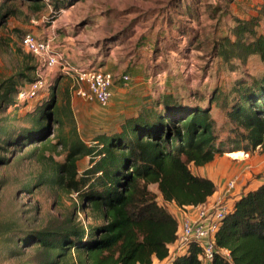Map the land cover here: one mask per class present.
<instances>
[{
	"label": "trees",
	"instance_id": "1",
	"mask_svg": "<svg viewBox=\"0 0 264 264\" xmlns=\"http://www.w3.org/2000/svg\"><path fill=\"white\" fill-rule=\"evenodd\" d=\"M30 1L36 9L51 5L52 17H57L78 0ZM186 10L192 17L193 9ZM261 16L264 0L256 16L233 18L229 33L211 43L209 54L230 69L252 58L264 65V33L256 30ZM187 29L185 37L190 48L202 43L196 30ZM158 37L149 46L154 56L163 52L157 50ZM178 49L181 53L185 46ZM23 55L26 62L15 77L26 83L35 78L38 62L30 53ZM127 76L125 84L130 81ZM18 80L10 76L0 82V107L21 108L12 97L18 91ZM161 80L163 89L147 96L116 129L97 135L91 144L86 145L78 136L68 141L59 137L57 144L67 147L64 160L55 163L52 173L25 188L31 191L43 181L74 192L78 202H73V209H89L90 217L100 221L83 225L67 220L39 229L23 225L13 229L11 223L2 224L3 249L19 254L12 245L34 246L35 256L28 264H152L153 257H170L178 221L165 203L174 202L178 207L201 205L216 191L213 180L193 173L191 165L203 166L216 156L239 150L264 152V69L235 79L225 93L212 88L208 96L201 88L183 93L167 88L170 81ZM50 87L52 93L41 94L33 107L26 108L21 123L13 125L10 121L3 127L0 141L4 147L21 149L37 144L45 148L54 134L53 127L72 119L69 98L58 104L57 89ZM217 106L225 112L222 122L227 128L222 138L220 132L225 125L219 126L211 114ZM36 150L32 148L30 154ZM80 156L89 157V166L81 174L77 168ZM2 160L7 159L0 157ZM152 184L157 187L161 203L157 192L150 189ZM200 251L196 242H190L167 264H264V180L233 201L215 232L214 254L208 263L199 257Z\"/></svg>",
	"mask_w": 264,
	"mask_h": 264
},
{
	"label": "rangeland",
	"instance_id": "2",
	"mask_svg": "<svg viewBox=\"0 0 264 264\" xmlns=\"http://www.w3.org/2000/svg\"><path fill=\"white\" fill-rule=\"evenodd\" d=\"M262 2L263 0H78L63 9L57 17H52L49 4L36 9L31 6L30 0H0V82L10 76L18 80L15 73L22 70L26 62L20 40L27 31L49 39L53 48L62 53L72 68L95 67L108 70L115 76L110 103L106 107H100L76 93L77 86L70 75L57 69L49 72L51 86L57 89V103L62 104L65 97L69 98L72 119L64 120L62 126L53 127L54 134L45 148L34 144L15 149L4 147L0 141V157L7 159L0 161V225L11 223L13 229L19 225L39 229L55 227L67 220L83 225L98 223L99 219L93 220L90 217L89 209L78 210L81 215L73 209V202H78L74 192L43 181L32 186L31 191L25 189L52 173L55 163L64 160L67 147L57 144L58 138L68 141L78 136L86 145L91 144L97 135L108 132L110 128L116 129L125 117L138 110L137 104L143 103L147 96H155L163 89V78L170 81L171 86L166 85L167 88L182 93L188 89L201 88L205 90L203 94L208 96L212 88H219L225 93L235 79L246 73L255 74L263 70L264 65L254 58L249 59L245 65L230 69L209 54L211 43L220 35L229 33L234 23L233 18L249 19L256 16ZM186 9H193L192 17H195V21L191 20ZM258 19L256 30L264 33V16ZM187 28L196 30L202 43L190 48L185 37L189 32ZM157 36V42H160L157 50L161 49L163 52L154 56V51L149 46ZM181 46H185L182 50L184 54L178 49ZM72 75H75V71ZM122 75H129L130 81L124 84L121 81ZM24 83L25 81L18 80L17 86ZM52 91L53 88L50 87L47 92ZM16 94L12 93L15 100ZM41 96L43 95L28 102L16 100L21 106L18 110L2 105L0 131L10 121H14L13 125L21 123L20 116L26 108L33 107ZM211 114L219 126L225 125L222 122L225 118L224 110L217 106L212 108ZM226 128L225 125L220 138L224 136ZM34 147L38 150L30 154ZM239 152L242 153L232 157L226 155L222 159L225 162L222 187H225L224 191L229 198L239 188L243 192L244 188L256 183L254 180L264 177V152L258 149L252 153L242 150ZM88 166V156L78 157L79 174ZM232 178H236L232 189L236 188L234 192L227 191L226 188V182ZM150 189L157 192L160 201L156 185H150ZM168 209L171 212L173 210ZM86 212L89 214L87 217ZM12 246L19 254L6 251L0 245V264H28L35 256L34 246Z\"/></svg>",
	"mask_w": 264,
	"mask_h": 264
},
{
	"label": "built area",
	"instance_id": "3",
	"mask_svg": "<svg viewBox=\"0 0 264 264\" xmlns=\"http://www.w3.org/2000/svg\"><path fill=\"white\" fill-rule=\"evenodd\" d=\"M21 48L33 55L38 62V70L35 78L19 86L16 100L28 102L38 98L47 92L51 86L48 79L49 72L57 69L70 75L77 86L76 93L87 101H93L100 107H106L113 96V84L115 76L112 72L95 67L72 68L61 52L55 50L49 39L41 37L34 32H25L20 40ZM75 71V75L72 73ZM127 75L121 76L125 84ZM232 178L226 182L227 191L233 189L235 181ZM231 205L226 202H218L203 206L198 209L193 218L185 216L178 222L176 240L170 246L169 259L184 252L190 242H196L200 247L199 257L204 263H208L214 254L215 232L221 224L224 215L230 210ZM79 215L80 212L77 211ZM226 254V250H222Z\"/></svg>",
	"mask_w": 264,
	"mask_h": 264
},
{
	"label": "crops",
	"instance_id": "4",
	"mask_svg": "<svg viewBox=\"0 0 264 264\" xmlns=\"http://www.w3.org/2000/svg\"><path fill=\"white\" fill-rule=\"evenodd\" d=\"M227 154L228 153H225V154L220 155V156H216L211 162H209L203 166L196 167L194 165H191L193 167V170L191 167V170L193 173L200 175V176L208 177L211 180H213V182L216 185V191L211 196L208 197V199L206 200V202L204 204H201V205H196V206L188 205V206H184V207H178V206H176V204L174 202L165 203V205L168 208H173L172 213L175 212L174 215H175L178 222L181 221L185 216L193 218L196 215L198 209L202 208L205 205H212V204H215L218 202H224L225 200H226L225 201L226 203L231 205L233 203V201L242 193L240 191V188H239V190L237 189L238 191L236 190L237 193L233 194V196L229 198L228 194H226L224 191L225 187L224 188L222 187V183H223L222 175L225 172V171H223L225 162L222 161V159H225V156ZM225 167H226V165H225ZM242 180H244V178H242ZM262 180H264V177H260L259 179L254 180V181H256V183L252 186H247L246 188L243 189V191H246L247 189H250V188H254ZM235 189L232 190V192H234ZM161 202H162V199L160 197V203ZM168 259L169 258H166L163 260H158L156 257H153L152 264H165L166 261H168Z\"/></svg>",
	"mask_w": 264,
	"mask_h": 264
},
{
	"label": "bare ground",
	"instance_id": "5",
	"mask_svg": "<svg viewBox=\"0 0 264 264\" xmlns=\"http://www.w3.org/2000/svg\"><path fill=\"white\" fill-rule=\"evenodd\" d=\"M242 152H239V151H237V152H233V153H228L227 155L228 156H236V155H239V154H241Z\"/></svg>",
	"mask_w": 264,
	"mask_h": 264
}]
</instances>
